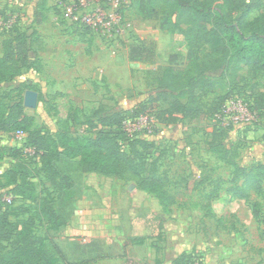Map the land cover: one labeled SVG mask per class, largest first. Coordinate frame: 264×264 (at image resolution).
<instances>
[{"label": "rangeland", "instance_id": "obj_1", "mask_svg": "<svg viewBox=\"0 0 264 264\" xmlns=\"http://www.w3.org/2000/svg\"><path fill=\"white\" fill-rule=\"evenodd\" d=\"M9 1L12 3L0 0V16H14L13 28L30 33V28L35 27L29 26L31 23L26 21L25 16L20 18L19 12H29L32 8L27 9L26 6L31 0L22 6L20 3L24 0ZM39 1L40 6L55 8L56 3L62 0ZM251 1L264 5V0ZM123 10L124 33L116 39L94 35L95 38L116 49L119 57L129 55L136 46L151 48L155 51L151 60L153 63H148L147 59L142 63L137 61L140 62L137 65L127 63L125 69H114L112 86L109 87L104 80L99 90L101 96L96 101L71 100L68 96L48 93L36 84L37 105L34 109H24L27 114L34 115L36 128L42 132L69 129L93 136L83 125V105L87 108H118L127 112L136 108L139 100L147 99L168 82H173L174 89L168 90L171 96L167 103H161V107L169 106L171 102L184 106L187 94L181 92L188 79L201 72V61L206 60L207 48L199 47L195 57L187 58L188 45L180 32L173 30L167 33L158 28V22L136 15L133 8L129 12L127 8ZM32 11L35 15L43 13L34 8ZM258 13L254 10L250 17ZM63 28L70 31L67 27ZM3 34L0 31V45ZM32 47L36 48V43ZM145 56L143 54L142 57L145 59ZM170 56H173L171 61ZM169 64L174 66L171 72L166 69ZM208 68L203 74V91L199 92L197 100L201 110L199 118H186L170 124L158 120L156 108L152 107L150 123L142 116L135 120V124L127 126L130 130L136 128V134L123 136L121 133V139L125 140H120V146L138 167L165 179L162 191L172 199L170 211H161L152 195H145L142 200L136 201L119 198L117 191H131L127 183L93 175H84L83 178L77 172L75 160L59 163L62 173L72 174L80 185L75 190H84L81 200L92 197L91 202L99 201V193L113 196L106 200L110 209L92 210L102 236L93 241L86 239L83 243L68 245V252H64L68 260L79 261V253L74 248L80 247L78 250H83L84 258L100 259L97 264H177L174 258L183 251L195 254L194 264H264V180L248 183L239 179L232 183L233 167L225 164L212 151L217 146L225 147L230 158L246 169L252 164H264V115L258 116L249 107L252 97L264 86V75L232 62L227 67ZM17 84L12 81L0 87V96L8 105L24 96L17 90ZM148 124L153 129L151 134L144 131ZM0 145L17 150L19 142L11 131H7L0 133ZM10 169L16 170V179L8 182L7 178H0V216L4 215L13 227L8 237L5 236L9 234L8 228L1 234L0 252L21 246L24 238L20 232L28 228L29 239L48 250L54 264H63L51 251L50 241L54 236L39 208L41 199L47 198L53 201L56 209L74 210L73 190L64 191L60 199L61 190L52 185L40 170L39 156L22 149L0 160L1 173ZM242 190L248 194L247 199L234 194H240ZM213 191L218 195L221 193L219 199L212 204V208L210 203L209 209H203L206 203L204 197ZM7 198L11 201L7 202ZM119 200L125 203V207H118ZM89 202H84V205L89 206ZM139 202H145L147 206L138 205ZM253 204L257 205L260 213L258 218L252 215ZM88 209L90 211L91 208ZM133 212L140 216L133 220ZM78 238L82 239L81 236ZM143 239V243H137ZM69 249L73 250L71 256L67 255Z\"/></svg>", "mask_w": 264, "mask_h": 264}, {"label": "trees", "instance_id": "obj_2", "mask_svg": "<svg viewBox=\"0 0 264 264\" xmlns=\"http://www.w3.org/2000/svg\"><path fill=\"white\" fill-rule=\"evenodd\" d=\"M129 6L139 17L156 20L162 31L180 32L188 45L187 58L195 57L196 49L199 47L207 48L206 60L201 61V72L190 77L181 92L187 94L184 106L179 105L178 102H171L169 106L161 107V103H167L171 96L168 90L174 89L173 82H168L157 88L147 99L140 101L136 108L127 112L101 115V110L98 109L89 116L84 115L83 125L93 135L89 136L85 133L71 132L69 129L42 132L34 125V117L25 112L23 98L8 105L0 96V133L7 131L13 133L15 130L25 132L26 145L35 150L33 155L39 156L40 170L47 175L50 183L57 185L61 190L60 199L64 191L72 189L74 182L69 175L62 173L59 163L64 160H75L77 169L82 173L95 172L135 182L140 188L154 194L162 208L168 211L172 199L162 191L165 179L141 170L132 157L121 148L120 140H125L121 137L128 134L123 128L122 120L126 116L136 117L140 114L150 116L152 107L156 108V118L166 123H177L186 118L188 120L199 118L201 110L197 100L199 92L203 91V74L209 69L208 67H227L232 62L264 75V5L251 0H130ZM124 8H126L125 4L122 12ZM56 10L55 14H58V8ZM254 10L259 13L250 17ZM34 17L30 27H33V23L39 24L43 19L42 14L39 13L34 14ZM64 23L63 20L59 21L60 25H65ZM13 27L3 31L1 39L0 87L12 82L26 70L40 68L38 57L32 55V45L40 43L38 39H33L36 30L29 27L32 30L28 33ZM63 27H67L69 33L73 35L86 38L85 31L79 32L76 28ZM143 54H146L145 59L142 57ZM153 57L154 50L140 46L133 47L129 53L131 61L146 62L149 59L148 63H151ZM172 59L173 56H170V61ZM173 67L169 64L166 69L171 72ZM17 85V90L21 93L27 89L36 90L35 84L30 80H23ZM249 107L256 111L258 116L264 115V86L252 97ZM19 149L0 145V160L11 152H18ZM212 151L225 164L233 167L232 183L239 179H244L248 183H260L264 180V164H252L246 169L230 158L225 147L217 146L212 148ZM1 177L7 178L8 182H14L16 170L0 172ZM234 194L241 199L248 198L244 190L240 194L237 192ZM217 196L218 192L213 191L207 193L205 197L207 202L211 203ZM39 209L40 215L51 228L60 227L68 221L70 212L56 209L50 199L42 198ZM251 212L255 218L260 215L256 204H253ZM12 227L4 215L0 216V241L1 234L3 235L6 228L9 234L5 236L12 234ZM27 232H29L28 228L20 232L24 238L21 246L0 252V264H54L48 250L30 240ZM50 242L51 251L63 264H85L84 260L71 262L53 241ZM195 257L193 252L182 253L174 262L194 264Z\"/></svg>", "mask_w": 264, "mask_h": 264}, {"label": "crops", "instance_id": "obj_3", "mask_svg": "<svg viewBox=\"0 0 264 264\" xmlns=\"http://www.w3.org/2000/svg\"><path fill=\"white\" fill-rule=\"evenodd\" d=\"M26 1L28 0H24L22 3H20V6L24 5ZM120 1L125 4L129 12L132 8L129 6L130 0ZM3 2L12 3L9 0H3ZM40 5V1L38 2V0H31L30 4L26 6L28 7L27 9L34 8L43 12L42 21L39 24L33 23V26L35 27L34 29L36 30L35 36L40 41V43L36 44V48L33 49L32 55H36L38 57L40 68L37 70L29 69L24 71L21 75L16 77L13 82L21 83L23 80H30L32 84H37L38 86L44 88L48 93L53 92V94L56 93L58 96H68L70 97L69 99H76L80 102H82L83 100L84 102H87L90 99L96 101L97 97L101 96V91L99 90L102 88V82L104 80L106 81V84L109 85V87L112 86L111 77L114 69L121 67L125 69V65L127 63H133V65H137L141 62L131 61L129 55L119 57L116 49L102 43L100 39L97 37L95 38V36L83 38L69 33V31L65 30L63 26L60 25L56 20L55 12L58 8L57 3L55 6L56 9L51 8L50 5L46 7L44 5ZM32 9L29 12L27 10L26 13L23 11L19 12L20 18H23V16H25L26 21L28 20L31 23L35 18L34 11H32ZM25 72L27 73L24 74ZM140 101H142V99L137 103H139ZM98 109L101 110V115H107L121 111L118 110V108L113 110L112 108H103L102 106L87 108L83 105L81 116H89ZM30 115L34 116L33 114ZM77 172L81 173L83 175V178L85 177L84 175H93L103 178H110L121 183H127L131 191H117V196L119 198H133L136 201L140 198L142 200L145 195H152L155 199L157 207H159L161 211L166 212L162 208L159 200L154 194L140 188L133 181H126L115 176H104L95 172L82 173L78 169ZM69 175L74 182L72 189H70V191L73 190L74 193V201L72 205L74 210L69 211V218L66 224L57 228H51L48 226L51 235L54 236L52 241L62 250L63 253L68 252L67 246L70 244L83 243L86 239H90V241H93L94 239L100 238V236H102L98 230V220L93 216L94 212L92 210L103 209L104 211H106L110 209L111 206L106 202V200H110L111 198H113V196L111 195L103 196L101 193H99V196L97 198L99 201L91 202L92 197L81 200L84 190L81 189V191H76V186L80 187V185L74 180V176L72 174L69 173ZM220 194L211 201V208L212 204L219 199ZM204 198L206 199V203L202 206V208L209 209L210 202H207L206 197ZM88 201H90L89 206H86L88 208H91L90 211L88 208H85L84 210V207H86L84 205V202L88 203ZM119 203L120 204L118 205V207H125V203H122L120 200ZM142 204L144 206H147L145 205V202H139L138 205ZM170 205L168 211H170L171 209ZM133 213H135V215H133V220L140 216L136 214V212ZM78 236H81L82 239H79ZM143 241L144 239L142 241L138 240L137 243L141 244L143 243ZM79 248L80 247L74 248V250H77L75 252H77V254L79 253V260H84L85 264H97V262L100 261V259L90 260L84 258V256H82L84 252L82 249H80L81 251L78 250ZM72 252L73 250L69 249V253H67V255L71 256L70 253ZM182 253L189 252H180L175 258H177Z\"/></svg>", "mask_w": 264, "mask_h": 264}, {"label": "built area", "instance_id": "obj_4", "mask_svg": "<svg viewBox=\"0 0 264 264\" xmlns=\"http://www.w3.org/2000/svg\"><path fill=\"white\" fill-rule=\"evenodd\" d=\"M59 13L56 20H63L65 26L76 28L79 32H86L89 36L116 39L124 33L125 26L122 22L124 7L120 0H62L57 3ZM15 17L11 15L0 16V31H8L15 24ZM254 112V111H253ZM144 116L148 123L151 120L146 114L136 117L126 116L122 120L123 128L129 134H136L137 129L130 130L127 126L135 124V120ZM149 125V124H148ZM148 134L153 132L152 127H144ZM13 136L19 142L18 148L25 152L34 154L35 150L26 145V134L22 130H15ZM7 202L11 198L6 199Z\"/></svg>", "mask_w": 264, "mask_h": 264}, {"label": "water", "instance_id": "obj_5", "mask_svg": "<svg viewBox=\"0 0 264 264\" xmlns=\"http://www.w3.org/2000/svg\"><path fill=\"white\" fill-rule=\"evenodd\" d=\"M38 93L35 90L27 89L24 91L23 106L34 109L37 105Z\"/></svg>", "mask_w": 264, "mask_h": 264}]
</instances>
